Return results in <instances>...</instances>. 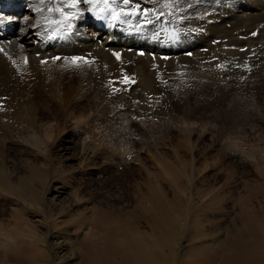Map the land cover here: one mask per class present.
Instances as JSON below:
<instances>
[{
  "label": "rangeland",
  "instance_id": "obj_1",
  "mask_svg": "<svg viewBox=\"0 0 264 264\" xmlns=\"http://www.w3.org/2000/svg\"><path fill=\"white\" fill-rule=\"evenodd\" d=\"M16 1L22 5L9 11H3L0 5V45L16 44L21 38L20 31L37 21L53 22L49 13L39 10L46 0ZM178 1L181 8L193 7L195 14L212 9L209 0H168ZM19 21L22 25L13 34H6ZM37 33L45 35L47 29ZM24 40L32 42L30 36ZM205 50L196 63L209 69L214 58L211 49ZM185 77L187 81L189 76ZM209 79L206 86L216 89L217 77ZM219 91L228 95H213L212 90L201 96L192 104L194 115L187 120L177 109L174 117L171 114L154 117L138 110L111 108L110 116L101 119L84 104L71 109L67 113L69 126L72 125L68 132L75 127L82 130L79 135L62 134V139L72 142H68L71 145L78 142L80 146L70 149V154L75 155L73 160L62 161L60 165L54 162L56 178H52L48 190L37 189L42 195L38 198L40 202L30 195L32 206L21 199L9 202L0 188V264H93L95 250L106 246L104 235L108 228L119 223H113V217H104L106 222L101 212L108 210L107 213L120 217L145 207L154 210L150 211L153 218L161 209L174 218V230L168 226L154 227L153 221L136 225L139 231L131 226L140 239L148 240L146 245L171 240L169 246L163 244V249H158L166 256L165 264H232L234 256H227L250 240L251 230L264 236V85L231 83ZM129 101L137 108L134 99ZM175 105L173 101L170 107ZM110 117L120 125L116 135L108 128ZM54 121L40 120L43 123L40 132L29 140L14 133L5 145H0V156L3 155L8 167V171L0 173L4 184H8L9 175L23 176V169L15 168L20 162V166L31 161L50 168L48 152L57 157L60 146L54 149L53 146L62 142L56 133H46L45 125ZM133 122L142 129L137 130L136 126L131 129ZM161 123L167 128H161ZM180 127L191 130L183 136ZM53 141L55 144H51ZM94 152L101 154L96 169L89 163ZM110 154L118 157V164L105 163ZM59 171H63L65 180L57 178ZM92 217L95 222H91ZM128 224L122 221L124 227ZM116 230L113 238H119L117 243L123 252L104 264H130L123 257L129 251L127 248L133 246ZM262 247L260 250L264 251ZM232 249L236 251L233 253Z\"/></svg>",
  "mask_w": 264,
  "mask_h": 264
},
{
  "label": "bare ground",
  "instance_id": "obj_2",
  "mask_svg": "<svg viewBox=\"0 0 264 264\" xmlns=\"http://www.w3.org/2000/svg\"><path fill=\"white\" fill-rule=\"evenodd\" d=\"M209 1L211 11L195 14L193 7L181 8V1L131 0L129 4H124L123 0H116L115 3L108 0L109 7L104 0H92L91 3L81 0L80 5L68 7L73 0H46L43 9L39 10L46 11V15L49 13L53 22L47 23V19L37 21L20 31L21 38L16 44L0 45V145H5L14 133L29 140L40 132L43 123L39 121L47 118H53L55 123L45 125L46 133H56L62 142L53 146V149L60 146L57 157L50 150L48 152L50 168L45 169L41 164L30 161L24 163L28 167L25 169L20 162L15 168L23 169V176L6 174L8 184L0 179V188L5 191L4 199L9 202L21 199L24 204L32 206L33 200L29 198L33 196L38 203V198L42 196L38 188L48 190L52 178H56L55 163L60 165L62 161L75 158L70 149H76L80 143L74 141L73 145L68 144L69 141L62 139V134L81 133L82 129L76 127L68 132L72 125L69 126L71 121L67 113L82 104L94 110L97 119L110 116L108 112L111 108H124L154 117L170 114L172 117L177 109L187 120L194 115L192 104L212 90L213 95L225 97L228 93L219 89L226 88V84L264 85V0ZM0 5L3 11H9L22 4L16 0H0ZM68 15L73 18L66 19ZM114 15H118L119 19L113 18ZM22 23L13 24L6 34H13ZM42 29H47L45 35L37 33ZM22 36H30L32 42L28 43ZM254 41L257 42L253 44ZM205 49H211L210 54L214 58L209 69L196 63ZM186 75L189 76L187 81ZM214 75L219 81L216 89L206 86ZM207 89L212 90L209 93ZM130 99H134L137 108ZM173 101L176 105L170 107ZM112 119L110 117L108 128L116 135L120 125ZM159 125L167 128L165 124ZM134 126L137 130L142 129L134 122L130 128ZM179 130L184 136L191 129L180 127ZM100 156L94 152L89 158L93 168ZM3 158L1 155V174L8 168ZM119 161L114 154H110L106 162L104 160L112 165ZM61 172L57 178L63 179L65 175ZM14 179H17L16 182ZM151 209L145 207L139 212H126V216L120 214V217L116 213H107L108 210L102 211L101 218L113 217V223H119L108 228L103 236L106 246L95 250V254L91 252L94 255L90 256L92 263L112 262V257L120 253L119 238H113L116 229H119L121 235H125L124 240L131 243L130 247L133 246L127 248L129 251L124 250L127 251L123 257L125 262L165 264L166 256L158 249L161 250L163 244L169 246L171 240L146 245L148 240L145 242L144 237L140 239L133 231L134 227L139 231L136 225L150 221H153L154 227L168 226L174 230V218L166 213V209V212L164 209L156 212L155 220L150 215V211L154 212ZM122 221L129 224L124 227ZM254 231H250V240L241 243L239 251L232 249L233 253L236 252L227 256H234L232 264H264V251L260 250L264 246V236ZM251 241L255 244L250 246Z\"/></svg>",
  "mask_w": 264,
  "mask_h": 264
},
{
  "label": "snow or ice",
  "instance_id": "obj_3",
  "mask_svg": "<svg viewBox=\"0 0 264 264\" xmlns=\"http://www.w3.org/2000/svg\"><path fill=\"white\" fill-rule=\"evenodd\" d=\"M81 2V0H73V3L68 5V7H75L77 4H79ZM84 3H91L92 0H83ZM116 0H112V3H115ZM131 2V0H123L124 4H129ZM105 5H108L110 7V5L108 4V0H104ZM105 9H101V11H104ZM73 18L71 15L66 16V19H71ZM115 19H119L118 15H114ZM117 58H119L118 54H117ZM125 82L127 81V78H125Z\"/></svg>",
  "mask_w": 264,
  "mask_h": 264
}]
</instances>
